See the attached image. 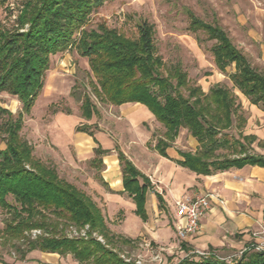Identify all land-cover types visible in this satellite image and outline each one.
I'll return each instance as SVG.
<instances>
[{
	"label": "trees",
	"instance_id": "obj_1",
	"mask_svg": "<svg viewBox=\"0 0 264 264\" xmlns=\"http://www.w3.org/2000/svg\"><path fill=\"white\" fill-rule=\"evenodd\" d=\"M106 1L21 0L15 25L0 26V93L13 94L23 104L17 116L0 104V131L5 133L1 139L6 143L0 148V207L10 212L1 235L21 260L37 249L72 255L81 264H136L126 261L113 246L114 235L98 203L62 178L55 166L35 157L33 145L20 134L24 113L31 111L45 86L52 54L75 47L80 56L87 57L94 77L90 82L101 101L118 106L146 105L166 129L155 144L161 155L169 157L167 148L181 128H186L199 146L194 152L180 150V165L204 175L245 165L264 167V155L249 152L257 137L242 130L236 137L228 131L235 126L241 129L247 122L235 92L221 83L208 91L200 84H191L181 64L164 74L165 62L157 53L153 24H140L135 39L104 24L98 29L85 28L90 14ZM187 15L191 30H203L215 40L212 53L216 66L226 72L234 64L235 71L230 74L234 88L264 110V73L217 20L206 22L190 9ZM81 109L86 119L99 112L89 94H85ZM66 113L71 114L70 110ZM76 129L94 137L98 145L92 163L101 169L103 156L110 150L95 137L99 125L83 123ZM116 150L124 192L136 203L135 213L147 220L151 180L118 146ZM157 197L160 207H165L163 196L157 193ZM70 227L78 231L87 228L86 235H70ZM36 229L41 233L34 236ZM96 232L105 242L94 236ZM254 246L249 245L232 263L215 253L193 251L176 264H264V249ZM1 261L9 264L2 257Z\"/></svg>",
	"mask_w": 264,
	"mask_h": 264
},
{
	"label": "rangeland",
	"instance_id": "obj_2",
	"mask_svg": "<svg viewBox=\"0 0 264 264\" xmlns=\"http://www.w3.org/2000/svg\"><path fill=\"white\" fill-rule=\"evenodd\" d=\"M20 1L0 2V26L12 28L15 25ZM188 9L193 10L206 22L213 23L217 20L250 62L264 73V0H107L90 14L85 28L98 29L100 24H104L135 39L139 36L140 24L145 21L153 24L157 53L165 62L163 73L166 74L173 65L181 64L188 72L191 84H200L205 91L216 83L230 87L242 105L247 122L241 129L235 126L228 131L236 137L241 130L244 134H256L258 139L250 145L249 152L264 155V111L251 104L248 98L234 88L230 79V74L235 71L234 64L229 65L226 72H222L216 66L212 53L215 40L210 39L203 30L190 29ZM92 79L94 77L88 58L80 56L75 47L52 54L45 86L31 111L24 113L21 136L33 145L35 157L55 166L62 178L75 184L98 203L106 217L110 233L114 235L113 246L126 261L136 263V260H141L142 264H176L193 251L199 254L207 253V250L202 249L187 250L190 247L183 244L187 243L189 237L181 239L178 234L169 242L175 241L176 245L153 240L150 234L145 232L144 227L141 228V225L126 219L134 207L132 198L126 192L119 193L121 190L107 186L110 180L105 176L106 166L100 169L92 163L95 157L94 149L98 144L87 133L77 131L76 127L83 123H96L99 130L96 129L95 137L104 148L110 149L107 156L118 159V152L115 149L117 145L123 150L132 152L134 150L137 156L141 154L143 163L157 156L153 145L166 129L153 116L135 123L128 116V112L137 109L136 104L118 106L101 101L93 91L90 82ZM184 93L187 94L186 91ZM85 94L91 96L99 110L91 119L82 116L81 106ZM0 104L12 111L15 116L23 107L17 96L6 91L0 93ZM69 110L71 114L66 113ZM2 121L3 119H0V124ZM179 134L176 146L183 150L194 147L193 138L187 129L181 128ZM4 136L5 133L0 131L1 149L6 147L5 141L1 139ZM81 137L89 142L86 148H82L79 143ZM147 139L149 143L146 146L150 151L146 150L144 153L141 149L142 147L145 149ZM156 162L163 165L165 170H170L166 165L169 162L164 160ZM117 164L119 165V161ZM118 169H121V166H118ZM255 176L254 171L246 175L244 170L232 169L218 174L217 182L221 184V191L223 186L232 187L235 192L241 194L238 197L246 199L243 194H247L255 202L253 210L257 227L250 233L255 239L254 247L264 249L262 215L264 190L258 185L259 181L255 180ZM153 185L155 189L167 194V189ZM193 188L192 186L191 189ZM9 200L14 201L12 197H9ZM177 200L174 202L175 207ZM245 203L251 204L246 201ZM149 211L152 213L150 226L160 228L164 226L163 224L170 223L176 230L173 206L160 209L155 202ZM9 217L10 212L0 207V260L2 257L10 264V260L18 258L19 253L1 235ZM142 229L143 234L140 232ZM75 232L82 231L75 227L67 230L70 235H76ZM94 236L105 242L99 233H94ZM124 239H130L131 243H125ZM232 250L218 252L217 255L226 258L227 262H231L232 259L238 261L243 249ZM63 257L66 264H72L75 260L72 255Z\"/></svg>",
	"mask_w": 264,
	"mask_h": 264
},
{
	"label": "crops",
	"instance_id": "obj_3",
	"mask_svg": "<svg viewBox=\"0 0 264 264\" xmlns=\"http://www.w3.org/2000/svg\"><path fill=\"white\" fill-rule=\"evenodd\" d=\"M132 104L138 105V108L129 111L128 116L132 118L135 123H139L141 120L150 116L155 117V115L146 105L141 103ZM251 104L253 103L251 102ZM250 134L255 135L257 137L256 140L258 139V136L254 133H249L246 135ZM91 137L94 138L93 136ZM192 138L194 147L190 150L180 149L178 146H176L177 142L174 141L173 145L167 148L169 157L161 155L158 150L155 149V143L153 145V148L157 156H155L153 160H150L147 163H143L141 160V157L143 156H141V154H138V156L135 155L134 150L132 152L120 148L122 151H124L128 158L131 159L133 163L150 178L152 184V187L147 194L146 206L148 219L143 220L139 215L135 213L136 203L134 201V207H132L133 210L128 213L126 219L136 222L137 224L141 225V228L144 227L146 229L145 232L149 233L153 240L161 243L167 242L168 244L176 245L177 242L175 241L169 243L171 242L172 238L177 237V232L170 223H165L163 224L164 226L160 228L149 225V220H151L152 218V213L151 211H149V208H152V205L155 202L157 204V207L160 209H165L169 206H173L175 209V217L177 218L174 202L178 198H195L197 196L206 195L208 193H216L220 195L225 200V202L220 203L216 199L212 201L213 208L206 211L200 220V231L195 235L189 236V238L187 239V243H184L183 245L185 247H190V249L187 248V250L202 249L207 250V253L215 254H218V252L233 251L232 249H243L244 251L248 248L249 245H256L255 239L251 236L250 233L252 229L257 227L253 210L255 202L247 194H243L246 199H243L244 197H238V195L241 194L239 192H235L232 187L223 186L221 191V184L220 182H217V175L223 172H227L228 170L210 175H204L199 174L178 163V160L182 158L179 153L180 150L193 152L197 150L199 142L195 137L192 136ZM79 143L82 148H86V146L89 144L88 140L83 139L82 137L79 139ZM147 143H149L148 139L145 141V149L144 147H142L141 149L144 153L147 152L146 150L150 151V149L146 146ZM160 160L169 162V164L167 163L166 165L170 167V170H165V167L161 164L158 165L156 161ZM118 161L119 158L116 159L111 156H107V154L103 156L104 166H106V169L104 171L105 176L109 178L110 183L107 184L104 178H102L104 183L107 184V186H109L111 189L121 190L118 192L123 193L124 186L122 180V168L118 169V166H121L120 161L119 165L117 164ZM232 169L244 170V172H246V175H249L254 171V173H256V176L254 177L255 180L259 181V183L257 182L258 185H260V188L264 190V167L258 165H245L242 168H230L229 170ZM153 184H156L161 189H167V194L155 189ZM192 186L194 187L193 189H191ZM157 193H160L163 196L165 207H160ZM245 201L251 204L249 205L248 203H245ZM262 215L264 216V210L262 211ZM147 224L150 227H148ZM142 231L143 229L140 232L142 233ZM140 232L139 234H141ZM69 258L70 257H68V259ZM0 264H3L1 260ZM10 264H66V261L65 258L59 253L44 252L36 249L29 252L25 260H21L19 258L12 259L10 260ZM72 264H79V262L75 259L73 260Z\"/></svg>",
	"mask_w": 264,
	"mask_h": 264
},
{
	"label": "built area",
	"instance_id": "obj_4",
	"mask_svg": "<svg viewBox=\"0 0 264 264\" xmlns=\"http://www.w3.org/2000/svg\"><path fill=\"white\" fill-rule=\"evenodd\" d=\"M216 199L220 203H224L225 200L216 193H208L206 195H200L195 198L186 197L176 201V221L175 228L178 237L181 239H187L189 236L195 235L200 231V220L206 211L213 208L212 201ZM41 233L40 230H34L33 235ZM76 235H86V229H83L81 233L75 232ZM208 254V253H202ZM222 259L227 260L224 257ZM235 261L234 259L231 262ZM137 264H142L141 260H136Z\"/></svg>",
	"mask_w": 264,
	"mask_h": 264
}]
</instances>
